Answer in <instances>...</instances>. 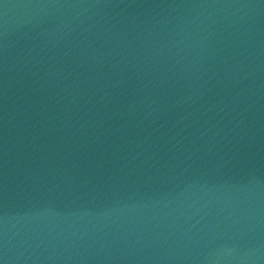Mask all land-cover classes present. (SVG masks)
Here are the masks:
<instances>
[{
	"label": "water",
	"instance_id": "obj_1",
	"mask_svg": "<svg viewBox=\"0 0 264 264\" xmlns=\"http://www.w3.org/2000/svg\"><path fill=\"white\" fill-rule=\"evenodd\" d=\"M0 264H264V0H0Z\"/></svg>",
	"mask_w": 264,
	"mask_h": 264
}]
</instances>
